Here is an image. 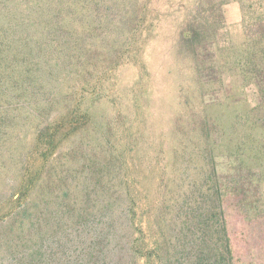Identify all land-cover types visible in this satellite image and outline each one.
I'll list each match as a JSON object with an SVG mask.
<instances>
[{
    "label": "rangeland",
    "instance_id": "obj_1",
    "mask_svg": "<svg viewBox=\"0 0 264 264\" xmlns=\"http://www.w3.org/2000/svg\"><path fill=\"white\" fill-rule=\"evenodd\" d=\"M69 2H53L69 33L51 52L67 70H46L39 58L33 65L32 94L45 97L69 76L70 87L43 103L57 102V112L0 91V264L9 255L38 259V230L57 263L61 252L45 242L56 226L70 235L124 229L123 242L150 251L173 240L191 186L221 195L235 264H264V2L243 17L234 0H152L141 32L129 0ZM43 20L3 23L32 40L45 35ZM76 104L104 129L99 141L92 132L58 140L67 125L55 116Z\"/></svg>",
    "mask_w": 264,
    "mask_h": 264
},
{
    "label": "trees",
    "instance_id": "obj_2",
    "mask_svg": "<svg viewBox=\"0 0 264 264\" xmlns=\"http://www.w3.org/2000/svg\"><path fill=\"white\" fill-rule=\"evenodd\" d=\"M57 1L61 2V4L62 2L63 4L65 2L69 5L73 4L69 2L71 0H0V91H4L7 88L12 89L15 104L20 103L22 105L27 100H29L28 102L33 100V103L39 102L43 106V103H47L45 98L50 99L56 94L59 97V91L63 87H70L68 86L69 76L65 75L55 85H51L46 89L47 96L43 97L44 92L32 94L35 89V85H33V65L36 64L35 62L38 58L39 64L44 69L51 71L54 68L56 73L59 70L64 71L70 64L67 62L66 65H62L61 61H53L51 57V52L55 48L64 46L61 42L62 37L65 40L66 33H69L67 30L63 31L61 26L60 16L62 13H55L53 10L55 6H60L53 4V2L57 3ZM129 1L130 6L127 9L129 14H125H128L133 21L138 22L137 30L141 32L145 27L144 23L153 18L151 12H149L148 5L152 0H143L140 5L139 0ZM234 1L238 2L243 17L250 13H258L261 9V4L264 2V0ZM98 3H94L93 6H98ZM101 5H105V2H101ZM98 11L99 8H96L95 11L93 8L92 14L97 16ZM100 11L104 14L105 8ZM49 14L53 17H48ZM37 18L45 19L43 22H37V25L40 22H47V29L43 32L45 33L44 36L41 34L39 37H33L32 40L27 33L24 34L25 36L20 35L17 24L3 23V21L16 23L18 19L23 22L26 20L29 23H33ZM212 20L216 26H220L222 16L217 8H215ZM22 23H19L20 27ZM12 30L19 32L17 34V32ZM10 31H12L14 36L9 35ZM48 34H54L52 35V40H49ZM26 46H29L30 50H32L29 51V54L30 56L33 54L34 61L24 55L23 51ZM207 91L210 93L211 90L207 89ZM58 97L55 98L58 99ZM64 102L65 100H62L63 104ZM48 103L50 105L43 106L40 109L41 112L50 110L57 112L55 110L57 102ZM81 105L76 104V109L74 110H66L65 107L59 110V112L64 111L63 114L58 113L55 116L58 120H54L60 123L59 127L67 125L65 133L61 134L58 140L66 139L70 135L76 136L75 139L77 140H87L90 132L93 135L97 134L95 135L99 138L97 141L103 136L104 129L100 126L97 129L93 127L95 124L94 118H92L91 114H88L86 109L83 111L80 108ZM48 130L50 132L49 127ZM56 134L58 132L54 129L48 137L52 140L56 138ZM107 136H109V133H107ZM91 137L93 136L91 135ZM189 189L188 198H184L180 206L182 210L185 207L184 212H181L183 222L179 229L172 230L173 240L171 242H165L161 238L159 243L153 242L149 245L150 251H142L139 245H134L127 241L123 242L124 229L99 227L70 235L71 233H69L67 228L63 229L56 226L53 229L46 230L52 242L45 241L48 246L61 252L60 258L55 264H235L233 245L230 241L221 195L217 193L216 188L213 189V186L206 190L209 193L206 195H202L199 191L197 192L194 186ZM240 207L242 208L243 204ZM252 216L258 218L259 212L252 213ZM14 225L15 222H11L8 231L12 232ZM43 238L46 239V235L43 236V232L38 230V241L39 243L41 242L35 253L38 259L9 255L7 257L8 264H49L50 256H55V253H51L46 258L42 242Z\"/></svg>",
    "mask_w": 264,
    "mask_h": 264
}]
</instances>
